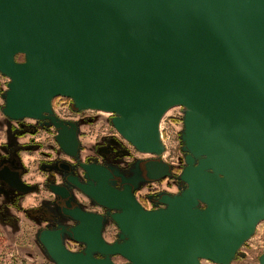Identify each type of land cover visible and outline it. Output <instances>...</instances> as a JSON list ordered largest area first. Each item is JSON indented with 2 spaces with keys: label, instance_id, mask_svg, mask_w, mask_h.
Segmentation results:
<instances>
[{
  "label": "water",
  "instance_id": "water-1",
  "mask_svg": "<svg viewBox=\"0 0 264 264\" xmlns=\"http://www.w3.org/2000/svg\"><path fill=\"white\" fill-rule=\"evenodd\" d=\"M0 74L9 79L2 114L53 127L59 149L77 161L78 124L53 115L56 97L78 112L111 114L116 132L155 158L161 118L184 112L179 193L157 194L146 210L135 180L119 190L111 168L80 162L86 183L67 182L105 212L76 207L67 211L73 226L41 229L53 264H117L114 256L230 264L264 221V0H0ZM171 169L150 162L147 177L170 178ZM0 180L35 190L7 170ZM108 222L118 230L112 243L103 237ZM66 239L81 249L68 250Z\"/></svg>",
  "mask_w": 264,
  "mask_h": 264
},
{
  "label": "rangeland",
  "instance_id": "rangeland-1",
  "mask_svg": "<svg viewBox=\"0 0 264 264\" xmlns=\"http://www.w3.org/2000/svg\"><path fill=\"white\" fill-rule=\"evenodd\" d=\"M15 61L22 62L23 56L16 55ZM8 82L9 79L0 74V160L8 151L16 152V159L18 155L22 169L26 171L23 177L25 184L35 187V190L27 194L18 193L16 196H11L2 190L6 183L0 180V264H53L39 244L37 234L47 227L44 218L46 211L43 207H45V200L51 196L44 186L46 175L39 170V163L46 161L48 156L55 155L57 143L52 139V133L56 134V132L53 127V130L45 131L44 126L34 130V124L42 122L32 119L11 121L2 114L3 94L7 90ZM52 112L62 121L78 124L79 142L82 144V152L79 156L81 160L92 157L93 147L99 136L111 132L108 123V119L112 117L111 114L94 110L78 112L68 98H54ZM183 115L182 107H173L163 115L159 124L163 152L158 158L171 166V177L150 182L137 194L138 196L140 193L141 195L161 192L178 194L183 188V184L178 180L184 166L181 141ZM23 128L26 130H22ZM51 145L53 147H50ZM2 165L3 170H15L13 164H11L12 167ZM143 205L146 210L156 207L152 208L148 206V203ZM117 233L116 226L108 222L103 231V237L107 242L112 243L116 240ZM78 245L68 239L65 240V246L70 251L80 250ZM263 252L264 221H261L256 226L254 234L240 247L230 264H259V257ZM112 260L117 264L126 262L120 256H114ZM201 264L214 263L202 260Z\"/></svg>",
  "mask_w": 264,
  "mask_h": 264
},
{
  "label": "flooded vegetation",
  "instance_id": "flooded-vegetation-1",
  "mask_svg": "<svg viewBox=\"0 0 264 264\" xmlns=\"http://www.w3.org/2000/svg\"><path fill=\"white\" fill-rule=\"evenodd\" d=\"M108 123L111 132L99 136L96 144L93 147V156L90 158H85V160H75L74 158L63 153L57 144H55V155L48 156L46 161L39 163V170L45 173V188L49 191L50 198L45 200L43 207L45 212V225L49 228H56L59 225H64L67 227L73 226L75 223L71 221L68 217L67 211L73 210L78 207L84 212L104 214V210L97 206L92 200L87 198L82 194L77 188H75L71 183L67 182L68 177H76L81 183H86L83 178V171L79 168V163H95L102 165L106 168H111L116 174L112 178V186L116 189H123L124 185H129L132 189L133 184L130 182L135 180L136 187L134 190V196L136 200L143 207V203H148V206L154 208L157 203V193H146L145 195L140 193L137 194L148 185L150 182H154L147 177V166L150 162H163L159 158H155L152 155L142 154L137 152L128 142H126L113 128L111 125V118L108 119ZM34 130H37L39 126H44L46 130H53L52 127L47 126L45 122L35 123ZM22 130H26L23 128ZM113 131V132H112ZM55 134L52 133V139L54 140ZM78 140H80V135L78 134ZM56 143V142H55ZM80 144L79 156L82 152V144ZM50 147H53L52 145ZM18 159V161H17ZM16 152L8 151L5 157L0 160L1 164L8 165L9 167L13 164L15 170H7L9 174L16 175L25 184L24 175L26 171L22 169L21 163L19 162V157ZM0 164V172L3 171ZM172 174V169L170 171ZM166 179V178H165ZM56 185L59 189L63 190L64 197H58L50 192L51 185ZM2 190L9 193L11 196H16L20 193L17 189L11 188L6 183L2 187ZM143 198H142V197ZM46 228V227H45ZM79 246V245H78ZM81 249V246H79Z\"/></svg>",
  "mask_w": 264,
  "mask_h": 264
},
{
  "label": "bare ground",
  "instance_id": "bare-ground-1",
  "mask_svg": "<svg viewBox=\"0 0 264 264\" xmlns=\"http://www.w3.org/2000/svg\"><path fill=\"white\" fill-rule=\"evenodd\" d=\"M21 180V179H20Z\"/></svg>",
  "mask_w": 264,
  "mask_h": 264
}]
</instances>
